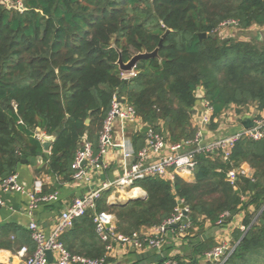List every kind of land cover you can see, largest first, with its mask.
<instances>
[{
    "label": "trees",
    "instance_id": "16d2710c",
    "mask_svg": "<svg viewBox=\"0 0 264 264\" xmlns=\"http://www.w3.org/2000/svg\"><path fill=\"white\" fill-rule=\"evenodd\" d=\"M10 2L0 0V184L23 161L38 157L45 165L37 174L73 181L72 164L82 140L99 154L116 96L164 134L169 145L195 136L199 90L215 110L211 129L228 110L240 116L255 105L264 111V39L221 37L222 25L231 21L237 25L229 28L240 34L264 28V0ZM155 52L136 64L135 77L123 79L120 60L128 64ZM38 132L55 138L50 152L44 151ZM145 142L144 134L135 135V151ZM234 146L228 161L221 152L198 155L190 177L136 181L145 199L111 206L107 191L98 211L113 215L116 232L132 237L172 218L179 202L188 207L192 229L183 240L190 254H158L153 264H219L204 259L218 247L207 238L206 225L217 226L225 213L228 225L244 212L246 232L234 231V250L223 264H264V139L242 137ZM244 165L250 167L247 176L236 185L228 183L227 172ZM61 241L71 255L106 257L107 262V243L98 236L91 212L77 219ZM22 247L33 255L31 234L13 224L0 225V249Z\"/></svg>",
    "mask_w": 264,
    "mask_h": 264
},
{
    "label": "built area",
    "instance_id": "2783aa9c",
    "mask_svg": "<svg viewBox=\"0 0 264 264\" xmlns=\"http://www.w3.org/2000/svg\"><path fill=\"white\" fill-rule=\"evenodd\" d=\"M10 6V0H2ZM17 9L22 10L19 4ZM236 22L231 21L222 25V33L231 26L235 27ZM137 75L134 68L130 72H125L123 79L129 80ZM203 114L193 118V123L196 128L195 136L187 141L178 144H167L166 137L161 132L157 131L152 125L149 126L138 116L136 110L119 99L117 96L112 103L111 112L106 119L103 131L99 140V154H95L92 144L84 138L81 142V147L76 155L75 161L72 164L73 181L82 183L87 187V190L82 196L73 200L70 206L61 213L59 223L53 232L49 235L45 234L38 223L34 219V212L40 204L50 203L57 199L56 194L45 195L43 193L44 182L36 180L34 188L28 191L20 181L18 173L12 175L0 184V191L3 193H21L28 198L27 214L30 218L28 230L31 238L35 243L36 249L32 256H28V248L23 247L19 251L21 262L20 264H106V257L98 259H89L81 256L71 255L61 241L62 235L69 229L73 228L77 219L86 216L89 212L92 213L93 223L96 226V231L100 239L107 243V252L113 250L115 244L123 247L135 248L143 250L150 248L155 250L159 255H162L164 243L169 234L175 235L179 239H185L188 236V231L192 229V224L189 220L190 210L182 202H179V207L175 210L172 218L165 221L160 226L153 227L150 234L135 233L132 237H127L116 232L115 217L107 212H99L97 203L102 195L107 191H121L131 198L143 193L140 187H134V183L139 180L152 177H160L168 180H174L176 177L187 178L193 175L196 168V157L198 155H213L221 152L224 161H228L234 149V145L242 138L248 137L255 141L264 139V120H256L253 128L244 130L243 133H237L227 138L215 140L213 142H205V134L210 129L214 108L209 102H203ZM127 124H137L142 121L145 126L146 142L143 149L136 152L126 146V142L122 144L123 158L125 161L124 173L114 178L112 181L108 172L110 170L106 159L111 152L115 136V124L117 121ZM46 135L38 132V137L43 141ZM169 152L163 155L164 151ZM102 171L106 174V180L92 187L94 173ZM248 172L242 167H233L226 174V181L230 184L235 183L240 177H246ZM133 193V194H132ZM242 200H246L245 196ZM4 202L0 199V207L4 206ZM230 218L228 213L223 214L218 226H225L226 219ZM242 232H246V228H240ZM234 250L233 246L222 245L215 248L210 254L204 258L205 261H213L219 264L225 263L228 257ZM48 252H52L53 261L48 258ZM167 264H172L167 262Z\"/></svg>",
    "mask_w": 264,
    "mask_h": 264
},
{
    "label": "crops",
    "instance_id": "0c3cea01",
    "mask_svg": "<svg viewBox=\"0 0 264 264\" xmlns=\"http://www.w3.org/2000/svg\"><path fill=\"white\" fill-rule=\"evenodd\" d=\"M256 36H259V38L263 40L264 28L260 29L255 27L251 31L245 32L243 34H240L238 30L228 28L221 37L226 39L239 38L242 40H250L252 37ZM198 95H201V98L198 96L199 100L194 107L195 117L201 116L204 111V92L200 91L198 92ZM257 118L264 120V111H259L255 105L249 106V108H247V110H245L240 116L237 115L235 110H228L217 122V128H210L205 134V142H213L215 140L227 138L228 136L240 133L245 130L244 123L247 122V120L255 123V121L258 120ZM144 127L145 126L140 120L137 124L132 125L119 120L116 122L114 127L115 136L111 147L112 150L106 159V162L110 168L108 172L109 178L111 175H113L114 180V178H117L124 173L125 161L123 158L124 151L122 144L126 142L125 144L128 148L135 150V148H133L134 136L139 134H144L145 136ZM168 152L169 150L164 151L163 155L167 154ZM44 163L45 161L42 157L27 160L21 164L17 173L20 175L21 183L28 191H31L34 188V183L36 180H42L44 182L43 190H55L54 193L50 194H56L57 199L50 203L40 204V206L34 212L35 221L38 223L41 230L45 234L49 235L59 223L61 213L70 206L74 199L82 196L87 190V187L82 183H76L74 181L60 182L58 178L45 172H40L37 174V171H40L44 167ZM243 167L247 172L250 171L249 165H244ZM105 180L106 174L102 171H97L94 173V179L91 186L95 187L96 185H100ZM144 196L147 197V194L143 190V193L133 197L145 199ZM132 198L121 191L114 190L111 192L108 198V203L109 205L114 206L115 204L126 202ZM0 199H2L5 204L4 206L0 207V225L13 224L29 232L28 225L30 223V218L28 217L26 210L28 205L27 196L21 193H3L0 191ZM250 209L253 210L252 207H250ZM243 218L244 212L233 217L229 224L225 226H213L208 223L206 225L207 238H213L214 241L218 243V246H233V233L236 229H240L243 226ZM152 230L153 229L146 230L143 232V234H150ZM164 244L165 245L162 250L163 256H187L190 254L188 241L179 239L175 235L169 234ZM20 249H0V264H20ZM158 254L159 253L150 248L137 250L135 248H126L115 244L113 250L107 252L106 264H153L152 262Z\"/></svg>",
    "mask_w": 264,
    "mask_h": 264
},
{
    "label": "water",
    "instance_id": "95a60500",
    "mask_svg": "<svg viewBox=\"0 0 264 264\" xmlns=\"http://www.w3.org/2000/svg\"><path fill=\"white\" fill-rule=\"evenodd\" d=\"M207 35L208 34H201L200 37L201 38H206ZM212 37L213 38H216L215 35H213ZM154 56H157V52L152 53V54H149V55L148 54H140V55H137L128 64H124L122 62V60H120L119 61L120 69L122 71H124V72H130V70H132L140 60H142V59H149V58L154 57ZM198 92H200V90ZM198 96L201 98V95H198ZM244 126H245V130L255 127L254 126V123L252 121H250V120L249 121L247 120V122L244 123ZM243 132H244V130L241 133H243ZM54 140H55L54 137H49V136H45L44 137V139L42 141V144H43V148H44V151L45 152H50L51 145L54 142ZM23 162H26V161H23ZM110 179L113 181V175L110 176ZM144 197L146 198V196H144ZM133 199H140V197H133L132 199L127 200L126 202L132 201ZM180 205H181V208L183 209L184 208V205H182V204H180ZM48 258H49V260L51 262L53 261V254H52V252H48Z\"/></svg>",
    "mask_w": 264,
    "mask_h": 264
}]
</instances>
